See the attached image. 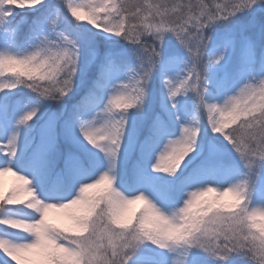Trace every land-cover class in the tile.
Instances as JSON below:
<instances>
[{
	"label": "snow or ice",
	"instance_id": "6c2138e0",
	"mask_svg": "<svg viewBox=\"0 0 264 264\" xmlns=\"http://www.w3.org/2000/svg\"><path fill=\"white\" fill-rule=\"evenodd\" d=\"M0 264H264V0H0Z\"/></svg>",
	"mask_w": 264,
	"mask_h": 264
},
{
	"label": "rangeland",
	"instance_id": "374dc122",
	"mask_svg": "<svg viewBox=\"0 0 264 264\" xmlns=\"http://www.w3.org/2000/svg\"><path fill=\"white\" fill-rule=\"evenodd\" d=\"M3 180H4V183H5V186H7L8 184L11 183L12 177L11 176H6V177L3 178Z\"/></svg>",
	"mask_w": 264,
	"mask_h": 264
}]
</instances>
